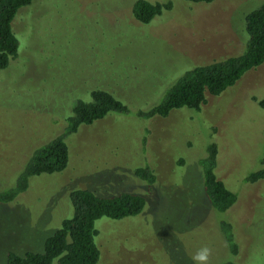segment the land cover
Returning a JSON list of instances; mask_svg holds the SVG:
<instances>
[{
    "label": "rangeland",
    "instance_id": "374dc122",
    "mask_svg": "<svg viewBox=\"0 0 264 264\" xmlns=\"http://www.w3.org/2000/svg\"><path fill=\"white\" fill-rule=\"evenodd\" d=\"M139 0H34L19 10L13 32L19 52L0 70V191L12 187L31 155L58 137L79 100L103 90L127 106L70 136L69 166L32 177L13 203L0 205V264L11 253H42L46 240L71 218L70 196L88 189L102 197L136 193L140 215L97 221L98 264H264V181L247 177L264 151V64L234 87L208 98L197 113L139 116L157 106L186 72L241 54L245 18L264 0L173 3L148 25L136 21ZM219 147V180L238 195L225 214L205 196L199 161ZM148 166V185L135 171ZM223 223L232 227L236 255ZM54 264H57L55 262Z\"/></svg>",
    "mask_w": 264,
    "mask_h": 264
},
{
    "label": "trees",
    "instance_id": "16d2710c",
    "mask_svg": "<svg viewBox=\"0 0 264 264\" xmlns=\"http://www.w3.org/2000/svg\"><path fill=\"white\" fill-rule=\"evenodd\" d=\"M34 0H0V70H5L10 62L17 58L19 40L13 32V22L19 10L30 6ZM190 4H212L225 0H183ZM173 3H150L139 0L133 7V16L141 24L148 25L164 12H170ZM246 38L241 54L219 61L195 67L180 77L168 89L163 100L151 110L141 112L140 117L167 118L175 110L188 109L201 112L208 98L218 97L234 87L247 73L264 64V3L247 14L245 18ZM264 110V100L259 101ZM110 113L126 114L127 106L112 94L103 90L90 93L89 101L79 100L72 114L65 119V126L58 137L40 146L31 155L27 165L15 184L0 191V205L15 202L30 187L32 177L61 173L67 169L70 161L68 139L76 134L82 126L93 125ZM205 158L199 161L205 196L213 210L225 214L238 202V195L226 183L219 180L218 156L216 143L208 145ZM260 168L252 172L247 181L258 183L264 181V151ZM135 178L148 185L156 181L155 174L148 167L135 171ZM72 216L62 222L61 227L50 236L42 253L27 252L24 255L11 253L7 264H98L101 253L96 243L99 231L98 220L108 218L123 220L143 213L146 206L144 196L136 193H121L102 197L88 189H77L71 193ZM233 255L238 246L232 234V227L223 223L222 228ZM236 264V263H225Z\"/></svg>",
    "mask_w": 264,
    "mask_h": 264
},
{
    "label": "clouds",
    "instance_id": "9594fccd",
    "mask_svg": "<svg viewBox=\"0 0 264 264\" xmlns=\"http://www.w3.org/2000/svg\"><path fill=\"white\" fill-rule=\"evenodd\" d=\"M211 249L204 247L193 257L195 264H210Z\"/></svg>",
    "mask_w": 264,
    "mask_h": 264
}]
</instances>
